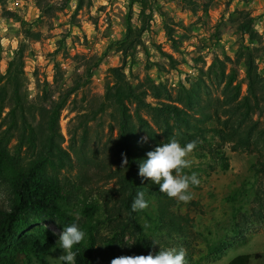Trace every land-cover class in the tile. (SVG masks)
Here are the masks:
<instances>
[{
    "label": "rangeland",
    "instance_id": "374dc122",
    "mask_svg": "<svg viewBox=\"0 0 264 264\" xmlns=\"http://www.w3.org/2000/svg\"><path fill=\"white\" fill-rule=\"evenodd\" d=\"M148 1L152 16L147 30L133 50L132 60H124L111 45L121 37L128 19L140 26L138 3L82 0L78 8L79 0H0V73H5L14 53L22 49V79L29 100L34 101L41 94L37 83L47 82L56 99L65 89L79 86L60 111L58 126L62 146L70 153L71 143L76 150L81 147L80 124L86 128L82 150L92 164L83 172L89 179L85 185L87 193L95 201L116 187L114 179H107L106 174L116 166L112 142L117 139L118 128L110 109L98 112L105 87L114 82L111 68H119L136 88L144 89L150 77L166 87L172 100L182 86L197 82L208 88L202 87L203 98L206 93L211 98H221L222 85L218 86L209 71L217 60L223 61L226 74L235 70L241 96L245 95V56L240 58L245 53L254 57L257 71L264 78V0H215L206 11L201 6L192 7L186 0ZM246 18L253 20L254 39L240 30ZM30 34H38L39 39ZM147 100H154L150 93ZM93 110L97 112L95 117ZM142 116L155 129L151 116L146 112ZM254 118L264 125V112ZM139 135L145 137L143 133ZM224 150L227 170L213 169L193 152L189 155V175L196 173L200 184L190 186L193 198L188 203L174 199L171 207L178 225L175 230H181L172 233L174 237L166 243L167 248H182L191 259L200 258L201 264H227L243 254L264 255V177L254 176L252 169L259 153L234 152L230 145H225ZM72 158L75 167L63 171L71 179L78 174L79 166L73 155ZM97 164L104 167L97 170ZM8 196L7 188L0 185V205L7 206ZM45 225L58 236L62 233L54 220ZM108 237L109 228L102 224L98 264H111L103 258L107 249L102 244ZM221 243L227 245L223 251L213 258L207 256L210 246ZM126 254L124 249L116 257ZM60 255L53 251L49 264H62ZM251 264H264V256L253 257Z\"/></svg>",
    "mask_w": 264,
    "mask_h": 264
},
{
    "label": "trees",
    "instance_id": "16d2710c",
    "mask_svg": "<svg viewBox=\"0 0 264 264\" xmlns=\"http://www.w3.org/2000/svg\"><path fill=\"white\" fill-rule=\"evenodd\" d=\"M186 1L206 11L215 0ZM133 3L140 5V26H134L128 19L121 37L111 45L121 52L124 60H132V52L140 44L152 16L148 0H131ZM81 6L79 0L77 7ZM252 21L246 18L240 24V30L249 39L256 37ZM30 35L39 39L38 34ZM22 56V49L17 50L5 73H0V185L9 194L7 206L0 205V264H49L53 251L62 255L59 236L45 225L49 220H54L61 232L72 222H77L86 232L85 240L73 247L78 252L76 264H98L101 251L98 233L102 224L110 231V237L102 244L107 249L103 258L109 262L124 249H127L125 256L156 254L160 248L168 249L166 243L174 237L172 233L181 230H175L178 225L171 210L175 200L160 192L158 184L141 177L139 166L149 151L173 136L181 146L196 141L193 153L213 169H228L225 145H230L234 152L257 151L253 175L264 177V153L258 150H264V125L254 118L255 114L260 116L264 112V78L250 53L240 56H245L247 78V92L242 96L235 70L226 74L220 60L212 63L209 71L216 77L218 86L222 85L221 98H211L208 93L203 98L200 91L202 87L208 88L197 82L182 86L172 100L166 87L150 77L144 89L136 88L119 68H111L114 82L105 87L98 112L110 109L118 128L117 139L112 142L116 166L106 174L107 179H114L116 187L101 195L100 201L92 200L85 186L89 179L83 171L92 164V159L82 150L87 134L83 124L79 126L80 149L70 144L71 153L79 163L78 174L72 179L63 174L75 165L71 153L62 146L58 120L68 97L79 86L65 89L56 99L47 82L37 83L41 94L36 100H29L22 79ZM149 93L154 100H147ZM163 96L166 101L160 100ZM142 112L151 116L155 129ZM96 113L93 110L92 117ZM140 133L148 137L146 143L140 142ZM74 137L73 133L71 140ZM12 141L14 144L10 146ZM122 154L128 160L125 168H121ZM95 167L101 170L104 166ZM184 171L189 175V169ZM139 191L145 193L148 207L133 212L131 204ZM69 213H79V221ZM226 246L223 243L210 246L207 256L213 258ZM263 256L261 253L237 255L227 264H251L253 257ZM185 260L186 264L202 262L190 256H185Z\"/></svg>",
    "mask_w": 264,
    "mask_h": 264
},
{
    "label": "clouds",
    "instance_id": "9594fccd",
    "mask_svg": "<svg viewBox=\"0 0 264 264\" xmlns=\"http://www.w3.org/2000/svg\"><path fill=\"white\" fill-rule=\"evenodd\" d=\"M148 137H141V143H146ZM196 141L181 146L175 136L167 143H161L154 150L147 153V159L139 166V175L151 180L160 186V192L165 193L169 198L188 203L193 197L190 193V186H198L200 180L196 173L188 175L185 169L191 167L192 161L188 158L196 148ZM121 168H125L128 160L122 154ZM148 202L145 200L143 191L137 192L136 198L131 204L133 212L147 209ZM79 221V213H69ZM86 238V232L82 230L77 222H72L65 227L59 235L60 248L63 254L59 260L63 264H76L77 251L73 250L74 245L81 244ZM186 252L184 249L177 251L175 248L161 249L156 254L120 256L112 259L111 264H186Z\"/></svg>",
    "mask_w": 264,
    "mask_h": 264
}]
</instances>
